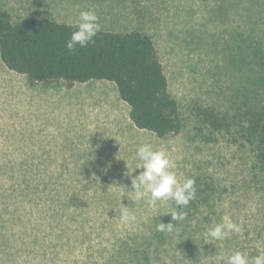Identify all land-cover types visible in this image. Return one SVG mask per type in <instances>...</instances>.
Masks as SVG:
<instances>
[{
  "label": "rangeland",
  "instance_id": "374dc122",
  "mask_svg": "<svg viewBox=\"0 0 264 264\" xmlns=\"http://www.w3.org/2000/svg\"><path fill=\"white\" fill-rule=\"evenodd\" d=\"M237 1L0 0L13 22L76 24L94 10L99 30L150 36L182 121L178 134L157 138L134 127L110 82L30 84L0 61V264H130L121 241L146 249L147 264H227L237 251L264 253V177L235 119L263 93L250 62L254 39L264 45V0ZM205 110L225 118L223 130ZM145 143L166 153L181 184L194 180L184 209L171 199L133 201ZM173 208L185 219L173 221ZM224 216L240 232L214 240L208 230ZM159 223L173 228L158 246Z\"/></svg>",
  "mask_w": 264,
  "mask_h": 264
},
{
  "label": "trees",
  "instance_id": "16d2710c",
  "mask_svg": "<svg viewBox=\"0 0 264 264\" xmlns=\"http://www.w3.org/2000/svg\"><path fill=\"white\" fill-rule=\"evenodd\" d=\"M241 1H237L238 6ZM250 2L254 7L257 4V0ZM75 25L34 16L13 22L6 11L0 10V61L9 71L25 76L30 84L63 82L72 86L110 82L127 105L128 118L135 128L157 138L178 134L182 128L179 107L169 94L167 78L150 36L137 30H99L87 47L77 45L69 52L65 43L76 30ZM260 39L256 37L252 43L250 64L258 68L254 75L263 93L259 92L258 101L255 99L235 119L239 133L252 150L255 168L264 177V45ZM202 116L214 129L223 130L226 126L222 121L225 118L218 119L212 110L202 111ZM163 233L155 227L152 237L158 246ZM149 241L142 237L145 244ZM119 245L121 251L129 254L130 264L149 263L146 249L129 248L122 241ZM126 253L122 254L127 256Z\"/></svg>",
  "mask_w": 264,
  "mask_h": 264
},
{
  "label": "clouds",
  "instance_id": "9594fccd",
  "mask_svg": "<svg viewBox=\"0 0 264 264\" xmlns=\"http://www.w3.org/2000/svg\"><path fill=\"white\" fill-rule=\"evenodd\" d=\"M98 16L94 10L81 11L76 21V30L72 32L70 38L65 43L69 52L76 49L77 45L81 48L87 47L93 42L100 26ZM139 163L136 168H142L143 171L131 181V187L135 190L133 201L148 197V203L155 207L157 201L174 200L176 206L182 209L187 207L189 202L195 196L194 180L186 179L182 184L177 180L176 174L170 171L172 164L166 153L161 150H153L151 144L141 145L137 152ZM119 213L125 220H135V216L128 212V207L120 205ZM173 221L184 220L187 213L182 210L177 213L173 208L169 213ZM171 223L165 225L159 223L158 231H171ZM232 232H240L239 225L232 222L229 216L223 217V222L215 225L208 230V236L214 240H223ZM227 264H264V253L249 258L246 253L235 252L227 257Z\"/></svg>",
  "mask_w": 264,
  "mask_h": 264
}]
</instances>
